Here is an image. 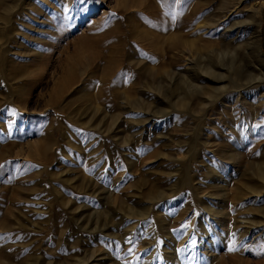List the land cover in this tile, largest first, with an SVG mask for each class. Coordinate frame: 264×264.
I'll return each instance as SVG.
<instances>
[{
	"label": "rangeland",
	"instance_id": "rangeland-1",
	"mask_svg": "<svg viewBox=\"0 0 264 264\" xmlns=\"http://www.w3.org/2000/svg\"><path fill=\"white\" fill-rule=\"evenodd\" d=\"M0 264H264V0H0Z\"/></svg>",
	"mask_w": 264,
	"mask_h": 264
},
{
	"label": "snow or ice",
	"instance_id": "snow-or-ice-1",
	"mask_svg": "<svg viewBox=\"0 0 264 264\" xmlns=\"http://www.w3.org/2000/svg\"><path fill=\"white\" fill-rule=\"evenodd\" d=\"M231 250V249H230Z\"/></svg>",
	"mask_w": 264,
	"mask_h": 264
}]
</instances>
